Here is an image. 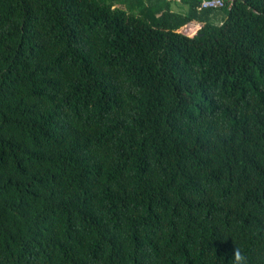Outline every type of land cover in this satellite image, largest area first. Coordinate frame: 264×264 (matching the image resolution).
Returning <instances> with one entry per match:
<instances>
[{
	"label": "trees",
	"instance_id": "trees-1",
	"mask_svg": "<svg viewBox=\"0 0 264 264\" xmlns=\"http://www.w3.org/2000/svg\"><path fill=\"white\" fill-rule=\"evenodd\" d=\"M200 1L0 0V264H264V0Z\"/></svg>",
	"mask_w": 264,
	"mask_h": 264
},
{
	"label": "built area",
	"instance_id": "built-area-1",
	"mask_svg": "<svg viewBox=\"0 0 264 264\" xmlns=\"http://www.w3.org/2000/svg\"><path fill=\"white\" fill-rule=\"evenodd\" d=\"M224 0H201L198 4L199 9H212L222 6Z\"/></svg>",
	"mask_w": 264,
	"mask_h": 264
},
{
	"label": "clouds",
	"instance_id": "clouds-1",
	"mask_svg": "<svg viewBox=\"0 0 264 264\" xmlns=\"http://www.w3.org/2000/svg\"><path fill=\"white\" fill-rule=\"evenodd\" d=\"M233 259L235 261V264H246V261L244 259V254L238 248H236L235 250Z\"/></svg>",
	"mask_w": 264,
	"mask_h": 264
},
{
	"label": "rangeland",
	"instance_id": "rangeland-1",
	"mask_svg": "<svg viewBox=\"0 0 264 264\" xmlns=\"http://www.w3.org/2000/svg\"><path fill=\"white\" fill-rule=\"evenodd\" d=\"M176 10V9H175ZM220 14V16L224 17L226 14L223 11H219L218 12Z\"/></svg>",
	"mask_w": 264,
	"mask_h": 264
}]
</instances>
